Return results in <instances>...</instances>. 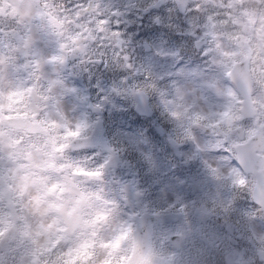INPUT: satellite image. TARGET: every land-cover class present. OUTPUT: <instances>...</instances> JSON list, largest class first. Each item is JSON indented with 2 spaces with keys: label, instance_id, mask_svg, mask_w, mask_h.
I'll return each instance as SVG.
<instances>
[{
  "label": "rangeland",
  "instance_id": "rangeland-1",
  "mask_svg": "<svg viewBox=\"0 0 264 264\" xmlns=\"http://www.w3.org/2000/svg\"><path fill=\"white\" fill-rule=\"evenodd\" d=\"M156 1L0 0V228L5 223L9 229L0 236V264H12L13 255L14 264H33L34 255L41 264H60L63 258L65 264H78L80 252L90 248H95L92 264H104L122 230L121 242L131 249L129 230L137 213L179 200L189 209L179 222L164 226L158 239L161 255L175 258V264H202L199 247L192 248L198 239L220 252L224 264H264V213L258 207L256 215L251 207L256 181L250 177L248 186H241L243 199L235 207L227 205L220 190L225 180L234 187L246 183L237 161L232 162L233 147L242 142L232 129L243 126L248 138L264 126V0H166L149 14V27L137 42L139 27L132 16L138 6ZM114 10L123 15L112 16ZM80 15H86L85 22L73 25L70 16ZM68 30L72 39L64 58L71 75L60 61L59 40ZM165 31L183 50L180 65L174 63L179 56ZM205 32L210 38L198 51L195 40ZM145 39L152 43L150 54L142 50ZM247 56L257 83L259 114L253 120L242 119L237 98L235 109L232 101L222 100L234 95L223 74ZM111 73L119 76L113 79ZM84 79L91 88L87 93ZM141 90L158 109L148 121L135 112L132 93ZM89 103L102 109L105 131L117 142V169L106 168L109 155L101 148L70 150V141L97 121ZM17 114L43 121L49 136L19 139L2 123L3 117ZM217 129L227 134L225 140ZM168 137L181 143L177 151ZM160 171L172 174L154 185L150 178ZM104 216L105 226L100 222ZM170 233L184 236L180 252L164 242Z\"/></svg>",
  "mask_w": 264,
  "mask_h": 264
},
{
  "label": "water",
  "instance_id": "water-1",
  "mask_svg": "<svg viewBox=\"0 0 264 264\" xmlns=\"http://www.w3.org/2000/svg\"><path fill=\"white\" fill-rule=\"evenodd\" d=\"M138 100L137 104V111L139 114H145L147 116H151L153 113L152 108L149 106V97L145 93H140L138 95H135ZM5 122L8 124H11L15 127H25L28 131L36 132V131H43L46 133V131L43 129V127L37 123H31L27 121L26 119H6ZM255 139V138H254ZM254 139H251L247 144L246 147L241 152L239 150V160L243 165H247L251 163L248 161L252 157V152L256 150L254 148ZM73 149H80L83 147H86V145L90 146H97L99 144H103L104 148L106 150H110L109 145L106 143L104 139V131L102 122L100 121L92 136L87 137L86 139H76L72 143ZM177 146V145H176ZM113 155L110 157L108 165L117 167L118 163V157L116 154L112 153ZM168 218L178 220L179 215L178 214H168V215H151L149 213H145V215L140 216L137 218L138 223L134 230V250L131 254L130 259L126 264H173V260H164L161 257H157L154 254V248H153V223L155 220H158L159 222H163L168 220ZM182 236H170L169 240L173 242L174 246L176 248H180L182 243Z\"/></svg>",
  "mask_w": 264,
  "mask_h": 264
},
{
  "label": "trees",
  "instance_id": "trees-1",
  "mask_svg": "<svg viewBox=\"0 0 264 264\" xmlns=\"http://www.w3.org/2000/svg\"><path fill=\"white\" fill-rule=\"evenodd\" d=\"M122 259H113V261L110 264H120Z\"/></svg>",
  "mask_w": 264,
  "mask_h": 264
}]
</instances>
